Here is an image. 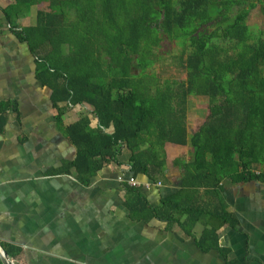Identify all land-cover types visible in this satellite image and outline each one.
<instances>
[{"label": "trees", "instance_id": "obj_1", "mask_svg": "<svg viewBox=\"0 0 264 264\" xmlns=\"http://www.w3.org/2000/svg\"><path fill=\"white\" fill-rule=\"evenodd\" d=\"M247 2L14 0L0 11L37 59V78L51 91L57 123L69 108L81 109L80 120L64 129L77 149L69 168L81 184L90 185L105 167L120 164L122 152L130 154L134 178L157 184L165 177L168 151L191 147V162L173 163L182 175L181 191L159 206L149 204L142 188L124 185L132 219L177 223L192 236L207 212L232 224L224 210L213 213L197 203L201 189L219 192L226 179L264 182V39L252 35L246 23L256 6ZM34 6L35 26L20 30L18 20ZM178 38L186 46L180 77L161 80L148 70L158 63L163 40ZM191 96L208 99L206 117L192 131ZM5 112L0 104V123ZM218 207L224 209L220 198ZM197 244L204 252L222 253L216 228L206 227ZM3 248L14 259L11 247Z\"/></svg>", "mask_w": 264, "mask_h": 264}, {"label": "crops", "instance_id": "obj_2", "mask_svg": "<svg viewBox=\"0 0 264 264\" xmlns=\"http://www.w3.org/2000/svg\"><path fill=\"white\" fill-rule=\"evenodd\" d=\"M13 3L0 0V10ZM1 11L0 104L6 112L0 123V245L11 247L14 264H264V182L226 179L219 192L201 189L197 203L213 213L224 210L232 224L207 212L192 236L177 223L131 218L124 185L132 177L128 152L90 185L81 184L69 168L77 149L64 131L80 120L81 109L69 108L57 123L51 91L37 78L38 61ZM31 18L19 19V29L35 26ZM97 123L93 119L92 127ZM176 160L191 162V147L168 151L160 187L137 179L150 184L142 189L151 206L181 191ZM175 217L186 220L183 213ZM206 227L216 228L222 253L199 248Z\"/></svg>", "mask_w": 264, "mask_h": 264}, {"label": "rangeland", "instance_id": "obj_3", "mask_svg": "<svg viewBox=\"0 0 264 264\" xmlns=\"http://www.w3.org/2000/svg\"><path fill=\"white\" fill-rule=\"evenodd\" d=\"M247 4H255V8L251 10L247 19V25L250 28L252 35L256 37L261 36L264 39V4L259 0H248ZM247 4L245 5L247 7ZM238 9L237 7H235ZM38 7H32V23H36V11ZM31 13V12H30ZM29 20L26 22V24ZM185 41L182 38L176 40H163L162 46L158 51V63L150 70L161 80H170L179 78L178 65L180 63V54L185 46ZM182 78V77H181ZM184 78V77H183ZM208 99L206 97L191 96L188 99V115L187 123L190 130L197 128L205 119L207 113ZM189 119V120H188Z\"/></svg>", "mask_w": 264, "mask_h": 264}, {"label": "built area", "instance_id": "obj_4", "mask_svg": "<svg viewBox=\"0 0 264 264\" xmlns=\"http://www.w3.org/2000/svg\"><path fill=\"white\" fill-rule=\"evenodd\" d=\"M126 183H127V185H129L130 187H133V188H143L144 187L145 189L146 188L148 189L150 187V184H142L136 178H134L133 176L130 177L129 179H127ZM156 186L160 187L161 184L158 183V184H156Z\"/></svg>", "mask_w": 264, "mask_h": 264}, {"label": "water", "instance_id": "obj_5", "mask_svg": "<svg viewBox=\"0 0 264 264\" xmlns=\"http://www.w3.org/2000/svg\"><path fill=\"white\" fill-rule=\"evenodd\" d=\"M0 261L2 264H14L10 259L8 253L4 250V248L0 245Z\"/></svg>", "mask_w": 264, "mask_h": 264}]
</instances>
